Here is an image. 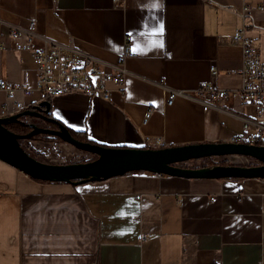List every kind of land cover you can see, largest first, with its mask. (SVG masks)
<instances>
[{
	"label": "crops",
	"instance_id": "obj_1",
	"mask_svg": "<svg viewBox=\"0 0 264 264\" xmlns=\"http://www.w3.org/2000/svg\"><path fill=\"white\" fill-rule=\"evenodd\" d=\"M248 4L242 18V0H0V79L35 85L30 55L9 38L11 27L30 22L39 45L71 47L107 72L127 47L134 56L125 60L123 89L108 84V101L54 97L47 116L106 148L227 143L253 118L251 104L229 97L204 112L183 96L166 106L165 95L193 94L202 82L238 90L242 51L222 37L242 25L264 65V0ZM41 102L37 92L11 100L0 92L5 117ZM0 264H264V180L132 172L72 186L38 182L0 161Z\"/></svg>",
	"mask_w": 264,
	"mask_h": 264
},
{
	"label": "built area",
	"instance_id": "obj_2",
	"mask_svg": "<svg viewBox=\"0 0 264 264\" xmlns=\"http://www.w3.org/2000/svg\"><path fill=\"white\" fill-rule=\"evenodd\" d=\"M114 5H119L122 0H112ZM261 10L260 8H258ZM250 10L248 0H242L240 17ZM2 22L0 21V27ZM9 38L16 51L27 52L36 67L37 79L33 87L26 84L13 83L0 79V92L8 99H14L17 93L23 96H31L34 92L39 95L40 101L70 93H82L90 97H100L108 101L110 99L107 85L123 89L126 81L124 69L125 60L132 58L134 54L125 47L118 55L115 70L107 72L98 62L87 54L80 53L75 49L63 45H39L36 42V25L28 23L24 28L11 27ZM129 38H126V42ZM222 42L230 46L239 47L242 51V68L236 72L241 76L242 84L238 90L231 92L220 90L212 84L202 82L193 94H184L181 91L171 90L165 95V105L171 106L178 97L198 103L204 112L215 107L216 103L229 97L238 100L241 104H251L254 107V116L251 120H243L242 132L231 138L230 143L245 144L264 148V65L259 58V52L253 41L245 37L244 25L233 36L222 37ZM211 77L218 75L215 67L209 69ZM95 78L96 83H92ZM16 110L21 109V103H14ZM151 111L144 115L145 124ZM7 107L0 110V118H6ZM251 129V132L249 131ZM160 144V140H154ZM140 199V195H136ZM210 203L216 202V196L209 199ZM134 221H140V215L132 216Z\"/></svg>",
	"mask_w": 264,
	"mask_h": 264
},
{
	"label": "water",
	"instance_id": "obj_3",
	"mask_svg": "<svg viewBox=\"0 0 264 264\" xmlns=\"http://www.w3.org/2000/svg\"><path fill=\"white\" fill-rule=\"evenodd\" d=\"M50 104L39 103L33 110L24 111L6 118H0V161L12 166L34 180L52 183H67L72 186L87 182L108 180L132 172H148L155 175H167L184 179H262L264 180V148L227 143H206L180 147L158 149L106 148L100 145L75 140L62 125L49 118ZM29 117L57 125L49 129L29 124L31 132L17 135L5 128L9 123H20ZM43 134L58 137L63 143L76 150L94 156L84 163L51 164L30 156L20 146V141L30 140ZM249 158L256 165H214L201 168H184L178 164L190 160L206 158Z\"/></svg>",
	"mask_w": 264,
	"mask_h": 264
},
{
	"label": "rangeland",
	"instance_id": "obj_4",
	"mask_svg": "<svg viewBox=\"0 0 264 264\" xmlns=\"http://www.w3.org/2000/svg\"><path fill=\"white\" fill-rule=\"evenodd\" d=\"M38 122V120H35ZM56 130V129H53ZM23 146L37 159L45 163H60V164H70L78 161L87 160L90 161V156L84 155L83 152H80L73 148L72 146L65 143H57L53 141H23ZM84 155L86 157H79ZM33 156V157H34ZM230 164L234 165H243L248 163V160L245 158H227ZM222 160L221 158L216 159V161ZM206 162L202 160H190L182 164H178L180 167L184 168H201L204 167Z\"/></svg>",
	"mask_w": 264,
	"mask_h": 264
},
{
	"label": "trees",
	"instance_id": "obj_5",
	"mask_svg": "<svg viewBox=\"0 0 264 264\" xmlns=\"http://www.w3.org/2000/svg\"><path fill=\"white\" fill-rule=\"evenodd\" d=\"M46 102L49 103V101H46ZM48 116H50V115L48 114ZM28 125L29 124L23 122V120H22V122H20V123H9V124L5 125V128L8 131H10V132H12L14 134H17V135H25V134H28L29 132H31V129L29 128ZM47 125H48V128H50V129H57V125L56 124L47 123ZM68 131H69V133L71 134V136L75 140L80 141V142L94 144L93 142L87 140L84 136H81L80 134L71 132L70 130H68ZM23 141L26 142L28 140H22V141H20V146L30 156H34L31 153H29V151H27V149L23 146V144H22ZM29 141H37V142L38 141H40V142L53 141V142H57V143H63L58 137H51V136L43 135V134L35 135ZM144 149H155V148H144ZM84 154H87L88 156H90V158H91L90 160H93L94 159V156L93 155L88 154V153H84ZM35 158L37 159L38 157H35ZM216 159H219V158L210 157V158L203 159L206 162V164H205L204 167H210V166H214V165H222V166L234 165V164H230V162L228 161L227 158H221L222 160H219V161H216ZM245 159L248 160V163H244L243 166H246V165H249L250 166V165H256L257 164V162L254 161V160H252V159H249V158H245ZM37 160H39V159H37ZM39 161H41V160H39ZM86 161L82 160V161H78V162H75V163H84ZM220 180H224V179H220ZM36 181L41 182V183H49L47 181H40V180H36Z\"/></svg>",
	"mask_w": 264,
	"mask_h": 264
},
{
	"label": "flooded vegetation",
	"instance_id": "obj_6",
	"mask_svg": "<svg viewBox=\"0 0 264 264\" xmlns=\"http://www.w3.org/2000/svg\"><path fill=\"white\" fill-rule=\"evenodd\" d=\"M35 120H38V119H34V122L32 124L37 125V126H40V127L48 128V125H47L46 122H42L41 120H38V122H36Z\"/></svg>",
	"mask_w": 264,
	"mask_h": 264
},
{
	"label": "snow or ice",
	"instance_id": "obj_7",
	"mask_svg": "<svg viewBox=\"0 0 264 264\" xmlns=\"http://www.w3.org/2000/svg\"><path fill=\"white\" fill-rule=\"evenodd\" d=\"M162 33H163V26L161 25L160 30H159V34L162 35ZM159 46L162 47L163 44L161 43ZM133 51H136V49H133Z\"/></svg>",
	"mask_w": 264,
	"mask_h": 264
}]
</instances>
